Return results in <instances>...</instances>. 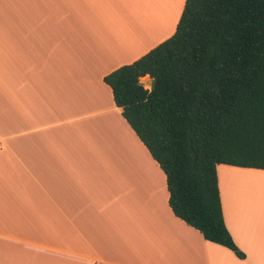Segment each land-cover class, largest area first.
<instances>
[{"label": "crops", "instance_id": "0c3cea01", "mask_svg": "<svg viewBox=\"0 0 264 264\" xmlns=\"http://www.w3.org/2000/svg\"><path fill=\"white\" fill-rule=\"evenodd\" d=\"M185 3L0 0V264H264V169L218 165L240 258L173 213L104 80L172 36Z\"/></svg>", "mask_w": 264, "mask_h": 264}, {"label": "trees", "instance_id": "16d2710c", "mask_svg": "<svg viewBox=\"0 0 264 264\" xmlns=\"http://www.w3.org/2000/svg\"><path fill=\"white\" fill-rule=\"evenodd\" d=\"M104 80L165 172L173 213L245 258L218 165L264 169V0H186L172 36Z\"/></svg>", "mask_w": 264, "mask_h": 264}, {"label": "rangeland", "instance_id": "374dc122", "mask_svg": "<svg viewBox=\"0 0 264 264\" xmlns=\"http://www.w3.org/2000/svg\"><path fill=\"white\" fill-rule=\"evenodd\" d=\"M149 2H150V0H148V4H149ZM151 4V3H150ZM152 9H153V11L155 10V9H164V7L165 6H162V3L160 2L158 5H152ZM164 11H166V10H164ZM143 81H145V82H147L148 81V75L147 76H145L144 78L142 77L141 78Z\"/></svg>", "mask_w": 264, "mask_h": 264}, {"label": "water", "instance_id": "95a60500", "mask_svg": "<svg viewBox=\"0 0 264 264\" xmlns=\"http://www.w3.org/2000/svg\"><path fill=\"white\" fill-rule=\"evenodd\" d=\"M153 82H154V79H153V77H151L150 75H148V81H147V82L141 80V83H142L143 85L147 86V87H152Z\"/></svg>", "mask_w": 264, "mask_h": 264}]
</instances>
